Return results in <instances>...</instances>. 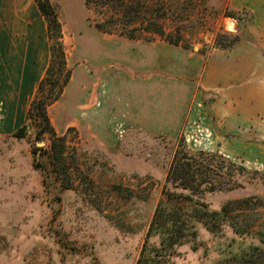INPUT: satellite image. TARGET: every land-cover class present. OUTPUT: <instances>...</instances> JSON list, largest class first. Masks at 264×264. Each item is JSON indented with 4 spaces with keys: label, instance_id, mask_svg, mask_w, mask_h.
<instances>
[{
    "label": "rangeland",
    "instance_id": "1",
    "mask_svg": "<svg viewBox=\"0 0 264 264\" xmlns=\"http://www.w3.org/2000/svg\"><path fill=\"white\" fill-rule=\"evenodd\" d=\"M147 1L163 5L157 16L167 33H180V46L157 36L129 41L98 32L92 24L99 21V10L88 12L83 0H49L72 78L47 108L61 140L53 151L48 134L33 136L35 125L23 138L13 136L17 129L0 135V264H237L249 247L264 255V168L246 164L242 149L228 160L209 133L205 146L198 145L196 125L174 139L164 132L122 130L110 116L105 119L116 130L89 133L83 127L87 113H99L104 100L90 99L84 84L90 69L83 53L100 39L107 41L109 59L134 46L143 55L154 47L163 57L171 47L203 61L218 39L220 48L241 40L243 26L227 16L233 12L227 0ZM41 35L49 49L34 0L0 2L1 44L25 45ZM119 65L108 68L120 70ZM146 73L127 75L159 76ZM37 142L43 145L37 148ZM175 157L202 177L180 186ZM172 226L178 230L171 238Z\"/></svg>",
    "mask_w": 264,
    "mask_h": 264
},
{
    "label": "crops",
    "instance_id": "2",
    "mask_svg": "<svg viewBox=\"0 0 264 264\" xmlns=\"http://www.w3.org/2000/svg\"><path fill=\"white\" fill-rule=\"evenodd\" d=\"M226 6L248 18L241 40L230 49L211 51L204 61L178 49L173 53L171 47L163 57L154 47L143 55V49L134 46L109 59L107 41L101 39L99 46L85 51L91 70L84 77L85 89L89 88L90 99L104 98L99 113H87L85 130H116L105 119L110 116L122 130L164 132L174 139L182 129L196 125L202 138L198 145L205 146L204 134L209 133L224 158L236 159L240 148L246 164L264 168V0H227ZM4 43H0V135L27 123L29 106L49 65L43 35L25 45ZM113 62L120 70L108 68ZM135 71L159 76L127 75ZM105 107L112 112L104 114Z\"/></svg>",
    "mask_w": 264,
    "mask_h": 264
},
{
    "label": "trees",
    "instance_id": "3",
    "mask_svg": "<svg viewBox=\"0 0 264 264\" xmlns=\"http://www.w3.org/2000/svg\"><path fill=\"white\" fill-rule=\"evenodd\" d=\"M38 12L43 17L46 23V35L49 43L50 60L44 78L37 86V93L32 100L28 109L29 124L23 125L17 129L13 136L23 138L28 132L31 125H35L36 130L33 136L36 139H41L43 135L48 134L51 140L53 151H56V142L59 139L56 136L53 126L51 125L47 108L57 102L62 94L63 88L67 85L70 79V72L65 69V58L62 44L60 42V25L58 15L55 9L50 4L49 0H34ZM83 5L88 12L90 10H99V21H95L92 26L104 34H117L129 41L141 39L148 41V36H157L171 46L181 45V35L178 31L175 33H167L160 20L161 17L157 16L160 3L151 4L147 0H83ZM156 8H158L156 10ZM242 15V18L238 16ZM228 17L240 21L244 26L248 22V18L243 12H230ZM90 18V17H89ZM218 39L213 45V50L230 49L233 47L220 48ZM186 48V47H183ZM61 153V152H60ZM178 155V153H177ZM177 165V167H176ZM175 170V182L181 183L180 186L186 188L183 184H191L195 182L197 174L202 177L203 172L192 171L188 163H183L177 160L176 157L173 161L172 167ZM234 165H232L233 167ZM238 173L247 172L242 167L234 168ZM171 170H169L167 181L170 180ZM153 223V221H152ZM173 227V226H172ZM170 229V237L176 233L178 229ZM248 255H243L237 264H260L264 261V255L258 247H249ZM248 256V257H247Z\"/></svg>",
    "mask_w": 264,
    "mask_h": 264
},
{
    "label": "water",
    "instance_id": "4",
    "mask_svg": "<svg viewBox=\"0 0 264 264\" xmlns=\"http://www.w3.org/2000/svg\"><path fill=\"white\" fill-rule=\"evenodd\" d=\"M42 145H43V142H37L36 143L37 148H40ZM38 151H40V149ZM38 159H39V154H37V156H36V161H38Z\"/></svg>",
    "mask_w": 264,
    "mask_h": 264
}]
</instances>
